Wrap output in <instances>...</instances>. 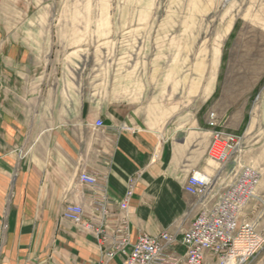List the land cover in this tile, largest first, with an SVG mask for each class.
I'll return each mask as SVG.
<instances>
[{
  "label": "crops",
  "instance_id": "0c3cea01",
  "mask_svg": "<svg viewBox=\"0 0 264 264\" xmlns=\"http://www.w3.org/2000/svg\"><path fill=\"white\" fill-rule=\"evenodd\" d=\"M49 42L48 37H0V264H95L99 239L64 218L63 210L79 204L89 219L103 196L123 200L130 177V242L162 231L179 240L199 209L197 197L184 190L187 177L193 171L214 174L206 158L212 140L207 121L192 116L191 124L182 126L166 120L150 124L142 106L114 93L124 90L123 83L109 81V98H101L102 83L77 81L76 67L59 73L56 68L52 75ZM213 75L205 89L225 79L220 69ZM259 79L255 75V83ZM97 119L102 128L93 125ZM255 129L243 134L245 141L249 135L251 151L258 150ZM82 170L97 177L95 187L78 180ZM220 190L217 185L213 191ZM188 197L197 211L180 231L173 230ZM109 208L121 214L117 204ZM170 252L182 258L185 247L177 241ZM122 258L107 264H121ZM249 264H264V255Z\"/></svg>",
  "mask_w": 264,
  "mask_h": 264
},
{
  "label": "rangeland",
  "instance_id": "374dc122",
  "mask_svg": "<svg viewBox=\"0 0 264 264\" xmlns=\"http://www.w3.org/2000/svg\"><path fill=\"white\" fill-rule=\"evenodd\" d=\"M10 36L48 37L52 75L76 67L77 81L102 83L101 98L109 81L123 83L114 93L142 106L150 124L213 114L218 129L242 137L241 164L259 172L239 218L264 235V0H0V37ZM215 69L225 79L205 89ZM251 126L257 151L243 136ZM206 158L224 176L235 165ZM194 201L170 228L190 222ZM263 255L264 246L254 260Z\"/></svg>",
  "mask_w": 264,
  "mask_h": 264
},
{
  "label": "built area",
  "instance_id": "2783aa9c",
  "mask_svg": "<svg viewBox=\"0 0 264 264\" xmlns=\"http://www.w3.org/2000/svg\"><path fill=\"white\" fill-rule=\"evenodd\" d=\"M207 123L212 129L207 156L221 166L233 158L235 165L225 171L226 176L224 170L212 175L201 171L189 174L184 190L197 197L199 209L179 240L175 233L162 231L157 235L142 233L130 242L126 210L133 193L132 177L127 180L123 200L117 203L103 196L95 203L96 214L89 219H84L81 205L65 206L64 218L99 239L101 253L95 264H107L117 255L123 257L121 264H249L256 258L264 246V235L255 223L240 219L239 211L255 196L259 172L241 164V136L218 129L213 114ZM93 125L102 128L104 123L97 119ZM78 180L90 187L98 182L95 175L85 170L78 173ZM217 185L221 186L219 193L213 191ZM112 204H117L121 214L110 210ZM113 216L116 220L110 225ZM177 241L185 247L182 258H175L170 252Z\"/></svg>",
  "mask_w": 264,
  "mask_h": 264
},
{
  "label": "bare ground",
  "instance_id": "6f19581e",
  "mask_svg": "<svg viewBox=\"0 0 264 264\" xmlns=\"http://www.w3.org/2000/svg\"><path fill=\"white\" fill-rule=\"evenodd\" d=\"M212 161H214V160H212ZM214 162H216V161H214Z\"/></svg>",
  "mask_w": 264,
  "mask_h": 264
}]
</instances>
